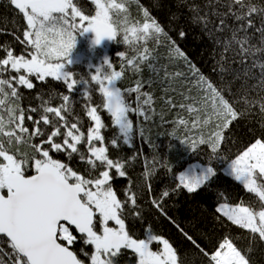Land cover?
I'll use <instances>...</instances> for the list:
<instances>
[{"label": "snow or ice", "instance_id": "1", "mask_svg": "<svg viewBox=\"0 0 264 264\" xmlns=\"http://www.w3.org/2000/svg\"><path fill=\"white\" fill-rule=\"evenodd\" d=\"M87 2L94 5L93 14H86L78 6V0H9L26 21V28L23 39L15 37L23 46V51L14 54L11 48L5 49L6 55L0 57V113H6V118L0 114V235L8 238L11 249L10 253H4V249L0 248V264H5V255L9 264H85L72 250L78 240L77 234L85 246H92L91 254L80 249L85 257H89L90 264H115L122 250L131 251L136 264H178V253L173 244L162 235L152 234L150 227L145 230V238H135L130 234L124 218L125 205L130 202L131 206H135L137 198L129 190L125 193V199L121 200L110 183L113 179L110 170H115L119 177L126 176L125 163L110 158L109 147L102 134L106 125L98 111L106 110L112 125L118 128V134L110 140L111 146L117 147L118 142L122 141L123 145L132 147L134 122L130 114L144 121L149 120L153 98L147 92H142L143 83L139 80L134 87L122 90L119 82L123 70H116L107 55L99 64L88 65L94 73L90 75V82L95 85L93 89L89 79L71 70L74 64L71 53L76 47L77 37L92 32L93 45H100L105 39L117 40L118 30L123 28L124 44L141 41L147 44L153 40L159 45L163 36L169 46V58L182 59L188 65L189 72L197 76V86H206V100L217 118L222 120L218 125L219 130L207 139L201 136L198 142L191 145L193 150L198 143L209 146L211 152L216 153L222 146V130L243 113L238 114L233 103L225 98V88H217L199 74L195 65L175 46V42L146 8L142 23H133L129 27L127 17L117 19L128 11L125 0ZM216 2L224 6L223 0ZM226 7L227 12L212 13L219 18L215 31L223 33L229 27L226 20L230 16L236 24L224 45L225 51L236 44L239 52L247 55L250 52L249 29L259 32L264 43V7L254 3V0H228ZM190 10L205 27L212 23L207 14L199 16L198 5ZM257 15L260 18L258 28L254 22ZM179 35L183 37L185 33L181 31ZM261 50L264 49H257ZM124 56L125 52L121 51L119 57ZM150 57L152 53L145 47L138 58L127 59V65L139 72L140 64L149 62V69L155 74V64ZM257 66L262 72L260 87L264 89V63ZM164 71L167 78L170 74L166 68ZM6 74L7 78H3ZM171 75L182 77L184 73ZM47 78L65 84L69 94L62 95L59 106H47L48 102L42 104L41 114L34 118L31 113L37 112L36 108L26 110L16 103L20 99L18 88L32 90L34 80L46 82ZM78 86L81 91L77 94L85 101L82 107L91 122L86 132L82 130L83 123L79 117H75V122L68 119L75 103L70 99V94L76 92ZM93 90L102 97L101 104L92 105L90 93ZM133 94L134 101L128 99ZM246 103L254 101L248 100ZM259 107L264 113V98L259 102ZM26 121L32 124L31 130L26 126ZM179 124L184 125L185 120L180 119ZM49 126L51 131L46 133L45 128ZM192 127H197L195 122ZM45 136L46 139H43ZM36 138L42 139L39 143H32ZM57 138H60L59 142ZM21 143L27 144L32 149L31 153L19 152L18 147L13 151V145ZM81 145H84V150H81ZM50 153H63L68 160L73 155L79 156L82 162L90 166L89 176L92 178H86L69 164L53 158ZM135 159V156L129 158ZM228 167L229 174L242 182L249 193L258 197L260 210L241 204L234 207L222 204L217 211L223 212L234 225L250 230L264 240V179L258 183V178H264V139H255L231 160ZM98 168L103 170L93 176ZM216 174L212 166L190 167L176 177L178 183L173 191L182 188L194 193ZM144 175L150 176V173L145 172ZM169 195L168 190L163 191L159 201L152 199L153 206L163 213L161 204ZM136 215L139 216V212ZM110 222L113 226H110ZM185 235L196 245L191 235ZM154 243L161 246L159 250H153ZM204 255L209 264H250L248 254L238 249L229 238L223 239L214 251L204 252Z\"/></svg>", "mask_w": 264, "mask_h": 264}, {"label": "trees", "instance_id": "2", "mask_svg": "<svg viewBox=\"0 0 264 264\" xmlns=\"http://www.w3.org/2000/svg\"><path fill=\"white\" fill-rule=\"evenodd\" d=\"M227 2L228 0H223L222 7L216 0H211V3L209 0H125L128 11L117 18L123 20L127 17L129 27L133 26V23L139 25L144 19L143 10L146 8L150 16L161 24L175 42V46H178L195 65L199 74L214 83L217 88H225L223 92L225 98L233 103L238 114H243L238 115L227 129L222 130V146L216 153H212L207 145L201 146L197 143L195 150L191 147L201 136L207 139L210 134L219 130L218 125L222 120L217 118L211 104L206 100V86H197V76L189 72L188 65L182 59L169 58V46L163 36L159 45L153 40L147 44L142 41L124 44L122 39L124 33L121 28L118 30V39L107 42L106 47H89L82 35H78L76 47L71 53L72 57L81 55V60H73L71 70L80 73L89 79V82L90 75L94 74L88 68L89 63L99 64L107 55L116 70H123L119 82L122 90L134 87L139 80L143 83L142 92L152 96L149 120L144 121L130 114L134 122L132 147L123 145L122 141L118 142L117 147L111 146L110 140L118 134V128L112 125L111 117L106 110L98 111L106 125V130L102 129V134L105 136V144L109 147L110 158L125 163L126 176L119 177L115 170H110L113 176L110 183L121 200L125 199V193L129 190L135 193L137 198L135 206H131L130 202L125 205L124 218L130 234L135 238H145V230L150 227L152 234L162 235L173 244L178 253V264H209L204 252L214 251L218 243L225 238L232 239L238 249L248 254L250 264H264V240H261L258 234L234 225L217 211L222 204H241L258 211L261 204L255 194L249 193L242 183L223 171L224 166L255 139H264V113L259 107V102L264 98V89L260 87L262 72L257 66L264 63V50L257 51L264 49V43L259 32L249 29L250 52L247 55L240 53L236 44L225 51L224 45L231 36V28L236 22L230 16L227 17L226 23L229 27L223 33H219L215 31L219 18L212 13L227 12ZM254 3L264 7V0H254ZM196 5L200 8L199 16L207 14L208 19L212 21L207 27L190 10ZM78 6L85 10L86 14L94 13V5L87 0H78ZM254 22L257 28L260 27L258 15L254 17ZM25 28L26 21L9 0H0V57L6 55L5 49L11 48L14 54L23 51V46L15 37L23 39ZM181 31L185 33L183 37L179 35ZM145 47L154 57V60L152 57L150 60L155 64V74L150 71L149 62L141 63L139 72H136L133 66L127 65V59L134 56L138 58L139 52ZM121 51L125 52L124 57H119ZM165 68L170 74L167 78ZM177 72L184 73V76L171 75ZM3 78H7V74ZM33 82L35 87L32 90L18 88L20 99L16 103L26 110L36 108L37 112L31 113L34 118L41 114L42 104L48 102L47 106H59L62 103V95L69 94L65 84L52 78H47L46 82L35 80ZM90 85L95 89L94 84L90 82ZM80 91L78 86L76 92L70 94V99L75 103L73 113L68 119L75 122V117H79L83 123L82 130L86 132L91 122L82 107L85 101L77 94ZM90 94L93 106L102 103V97L97 91L93 90ZM128 99L134 101L135 94ZM248 100L254 103H246ZM0 114H4L6 118V113ZM49 115L52 118L51 114ZM180 119L185 120L184 125L179 124ZM205 120L208 121L207 124L204 123ZM193 122L197 125L195 129L192 127ZM25 123L31 130L32 124L28 121ZM45 131L50 132L51 127L45 128ZM40 139L42 138L33 139L31 142L39 143ZM43 139H46V136ZM59 139L57 138V142ZM17 147L19 152L32 151L23 143L18 146L14 144L13 151ZM80 148L84 150V145ZM50 154L53 158L69 164L86 178H92L89 176L90 166L82 162L79 156L73 155V158L68 160L63 153ZM133 156L136 159L129 160ZM193 162L212 166L217 174L194 193H188L182 188L173 191L175 184L178 183L177 175L187 164ZM102 170L103 168H98L93 172V176ZM145 172H149L150 176H145ZM260 182L262 179L258 178V183ZM165 190H168L170 195L163 199L162 213L151 201L152 199L159 201ZM137 212L139 216L136 215ZM185 233L191 235L199 247L189 241ZM158 247L159 244H153L155 250H158ZM0 248L4 249V253L11 252L8 240L2 236ZM82 248L89 254L93 250L91 245L85 246L78 235L72 250L77 252L85 264H90L89 257H85L80 251ZM3 258L5 264H9L8 256L5 255ZM115 264H136V258L131 251L122 250Z\"/></svg>", "mask_w": 264, "mask_h": 264}, {"label": "rangeland", "instance_id": "3", "mask_svg": "<svg viewBox=\"0 0 264 264\" xmlns=\"http://www.w3.org/2000/svg\"><path fill=\"white\" fill-rule=\"evenodd\" d=\"M94 12V11H93ZM82 37H83V39L86 41V44H87V46H89V47H94V46H99V47H106L107 46V42H109V40H107V39H105L104 41H102V43L100 44V45H93V43H92V41H93V39H94V33H92V32H87V33H84L83 35H82ZM73 58V60L74 59H76V60H81V55L80 54H78V55H76V56H73L72 57ZM230 164V162H228V164L227 165H225L224 166V168H223V171H224V173H226L227 175H229V176H231V177H233L232 175H230L229 174V167H228V165ZM193 166H204V164H201V163H197V162H193V163H189V164H187V166L185 167V169L183 170V171H185V170H187V169H189L190 167H193ZM179 175V174H178ZM177 175V176H178ZM234 178V177H233ZM235 179V178H234ZM261 179H264V178H261ZM240 182V181H239ZM240 183H242V182H240ZM229 206H236V205H229ZM221 207V205L219 206V208ZM222 214H223V212H221ZM110 226H113L112 225V222H110ZM161 246L159 245V247L158 248H160ZM153 250H155L154 248H153ZM159 250V249H158Z\"/></svg>", "mask_w": 264, "mask_h": 264}, {"label": "water", "instance_id": "4", "mask_svg": "<svg viewBox=\"0 0 264 264\" xmlns=\"http://www.w3.org/2000/svg\"><path fill=\"white\" fill-rule=\"evenodd\" d=\"M33 174V173H32ZM77 235H79V234H77ZM0 236H2V237H5V236H3V235H0ZM7 240H8V238L7 237H5Z\"/></svg>", "mask_w": 264, "mask_h": 264}]
</instances>
